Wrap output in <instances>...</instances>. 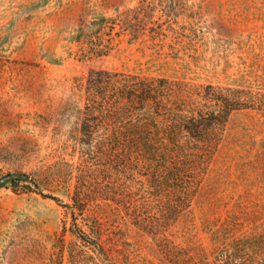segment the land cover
<instances>
[{"label":"rangeland","instance_id":"obj_1","mask_svg":"<svg viewBox=\"0 0 264 264\" xmlns=\"http://www.w3.org/2000/svg\"><path fill=\"white\" fill-rule=\"evenodd\" d=\"M138 0H0V264H54L75 181L63 145L79 129L91 69L251 90L259 104L233 112L189 208L167 220L165 194L131 203L156 217L136 222L110 201L93 206L111 262L66 240L63 264H264V0H197V34L156 50L116 37L114 50L79 56V27ZM20 178L12 186L11 178ZM163 212V213H162Z\"/></svg>","mask_w":264,"mask_h":264},{"label":"trees","instance_id":"obj_2","mask_svg":"<svg viewBox=\"0 0 264 264\" xmlns=\"http://www.w3.org/2000/svg\"><path fill=\"white\" fill-rule=\"evenodd\" d=\"M197 6V0H138L115 17L82 24L76 37L79 56L85 61L106 57L121 36L129 43L148 42L156 50L186 47L198 31ZM258 104L251 90L91 69L79 129L70 130L63 145L65 154L78 157L77 162L63 158L60 172L74 179V194L70 203L44 195L65 210L54 264H63L68 248L74 254L68 232L75 243L111 262L102 224L92 214L100 202L117 204L136 222L156 217L150 206L131 203L138 192L176 200L163 214L167 220L186 211L230 115Z\"/></svg>","mask_w":264,"mask_h":264},{"label":"water","instance_id":"obj_3","mask_svg":"<svg viewBox=\"0 0 264 264\" xmlns=\"http://www.w3.org/2000/svg\"><path fill=\"white\" fill-rule=\"evenodd\" d=\"M10 178H11V180H13V179H20V178H22L24 180L30 179V177L28 175H21V176H15V177H10Z\"/></svg>","mask_w":264,"mask_h":264}]
</instances>
